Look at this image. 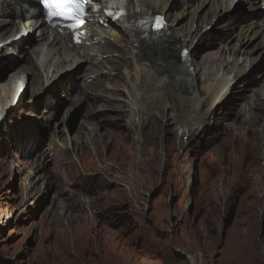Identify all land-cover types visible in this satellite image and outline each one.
<instances>
[{"label": "rangeland", "instance_id": "obj_1", "mask_svg": "<svg viewBox=\"0 0 264 264\" xmlns=\"http://www.w3.org/2000/svg\"><path fill=\"white\" fill-rule=\"evenodd\" d=\"M202 34L194 59L203 65L219 43ZM105 41L111 55L81 60L43 91L20 71L26 47L0 57V80L8 66L26 77L0 124V264H264V108L245 115L264 92V49L223 103L195 115L183 102L196 129L177 137L163 108L149 122L133 114L128 52Z\"/></svg>", "mask_w": 264, "mask_h": 264}, {"label": "bare ground", "instance_id": "obj_2", "mask_svg": "<svg viewBox=\"0 0 264 264\" xmlns=\"http://www.w3.org/2000/svg\"><path fill=\"white\" fill-rule=\"evenodd\" d=\"M90 8L89 22L108 23L110 32L87 23L85 31L76 37L72 30L58 31L46 26L38 0H0V14H3L0 16V43L4 45L1 49H6L4 52L0 49V57L6 59L13 50L26 51L27 62L20 71L33 73L39 81V90L44 88L46 82L53 81L58 74L66 68H73L81 60L92 63L110 54L100 45L109 33L112 41H105L109 43V49L127 51L129 64L133 67L132 72L125 68L126 79L133 82L131 90L127 92L135 95L132 97H136L139 107L142 106L140 110L137 103L133 114L140 116L147 112L149 122L155 118L154 112L163 108L164 119L173 127L177 137L196 129L195 117L187 115L189 119H183L182 109L186 110L183 102L189 100L193 104L195 115L205 104L211 110L223 103L231 93L230 85L246 76L247 70L252 68L264 49V16L256 19L258 11L264 12V0H131L130 8L123 16L119 15L118 7L108 2L96 1ZM150 14L160 15L170 24L168 35L158 43L149 42L143 37V26ZM185 17L187 21L181 22ZM221 19L224 20L221 26H214ZM203 32H207L210 41L218 40L219 50L209 53L213 57L202 65L194 58L200 51L198 40ZM257 37H260L259 43L252 44ZM78 38L81 39L80 43ZM167 45H174L175 48L170 46L161 50ZM24 48L27 50L24 51ZM184 49L189 50L186 57L182 56ZM259 50V55L252 57ZM28 62L31 67L27 66ZM12 67H6V78L0 80V124L6 110L14 107L20 99L26 81L24 73L16 71L15 74ZM83 77L90 76L84 74ZM199 83L202 84L204 96L198 88ZM109 93L98 92L97 95L106 101ZM48 98L53 101L52 97ZM164 99H172L178 104L167 103ZM263 99L264 92L251 102L246 117L252 115L254 109L264 108ZM145 122L146 119L143 122L139 119L137 123L140 126ZM142 140L145 142L147 138L144 140L142 136ZM168 146V140L162 139L161 150L164 152ZM140 150L135 152L137 159L142 154ZM151 160L152 155L148 154L142 167H149ZM191 260L199 264L194 257Z\"/></svg>", "mask_w": 264, "mask_h": 264}, {"label": "snow or ice", "instance_id": "obj_3", "mask_svg": "<svg viewBox=\"0 0 264 264\" xmlns=\"http://www.w3.org/2000/svg\"><path fill=\"white\" fill-rule=\"evenodd\" d=\"M47 16L68 20L70 28H77L83 23L82 16L85 11V0H39ZM157 29L162 28V21L158 17Z\"/></svg>", "mask_w": 264, "mask_h": 264}]
</instances>
